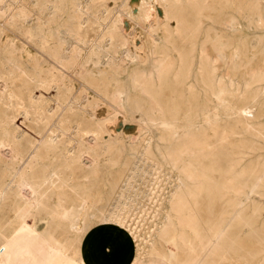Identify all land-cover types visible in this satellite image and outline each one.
I'll return each mask as SVG.
<instances>
[{
  "label": "rangeland",
  "instance_id": "1",
  "mask_svg": "<svg viewBox=\"0 0 264 264\" xmlns=\"http://www.w3.org/2000/svg\"><path fill=\"white\" fill-rule=\"evenodd\" d=\"M252 2L0 0V223H18L1 249L17 237L47 264H264V13ZM34 149L31 199L9 182ZM169 210L175 226L220 218L226 245L177 256L178 238L159 237Z\"/></svg>",
  "mask_w": 264,
  "mask_h": 264
},
{
  "label": "bare ground",
  "instance_id": "2",
  "mask_svg": "<svg viewBox=\"0 0 264 264\" xmlns=\"http://www.w3.org/2000/svg\"><path fill=\"white\" fill-rule=\"evenodd\" d=\"M90 1V0H88ZM228 1H233L235 2V0H228ZM156 4L160 5V0H155ZM88 3V2H87ZM261 4L262 2L260 0H256V2H252L250 3V5H248L247 7V12L249 14H257V15H261L264 13V10L261 8ZM245 10V9H244ZM206 13V12H205ZM225 18V21H232V20H235V17L234 16H228V17H224ZM155 19V18H154ZM152 19V20H154ZM262 19V18H261ZM154 22V21H153ZM154 24V23H153ZM152 26V25H150ZM155 36V35H154ZM98 46V45H97ZM72 57V56H71ZM162 60V59H161ZM63 61V60H62ZM162 70V69H161ZM35 80V79H34ZM5 86V85H4ZM94 86V85H93ZM8 88V87H7ZM145 90V88H144ZM104 92V91H103ZM107 94V93H106ZM105 94V96H106ZM231 95V94H230ZM116 98V97H115ZM120 98V97H119ZM243 98V97H242ZM114 102H116V100H113ZM121 101V99H120ZM225 102V101H224ZM121 105V103H120ZM158 121V118L157 117H153V116H149V122H151L152 124H154L155 122ZM162 122H165V121H162ZM157 124V123H156ZM189 124V123H188ZM56 125V123H55ZM58 125V124H57ZM169 126V125H168ZM193 126V125H192ZM77 127V126H76ZM165 127V126H164ZM174 128H177V127H174ZM169 129V128H168ZM178 130V129H177ZM73 132L76 134L77 133V130H73ZM8 133V132H7ZM225 134V133H224ZM20 135V134H19ZM21 136V135H20ZM7 137V136H6ZM45 137V136H44ZM164 138V137H163ZM165 139V138H164ZM19 140V139H18ZM40 140V139H39ZM58 142H61V138L56 134L54 136H51L49 142L46 144L47 148H51V149H56L59 147V143ZM4 146V145H3ZM2 147V146H1ZM0 147V149H1ZM4 148V147H3ZM15 148V147H14ZM37 148V147H36ZM7 149V148H6ZM5 149V150H6ZM10 149V148H9ZM8 149V150H9ZM13 149V148H12ZM74 147L71 149L73 150ZM70 150V152H71ZM181 150V149H180ZM3 151V150H1ZM35 149L34 151H31L30 153H28V155L26 156H23L21 157L19 160V163H16V167L14 168V170L11 172L12 174V177L10 179V182L11 184H15V186H17V188H19L21 190V192L24 193V195H27L28 198H34V188H33V182H34V178L30 172L28 170H23V167L24 166H28L27 165V162L30 161L31 157L33 155H36L35 153ZM165 151V150H164ZM18 152V151H17ZM110 152V151H109ZM13 153V157L16 156V153L12 152ZM86 151L84 150H81L80 153L77 155V160L76 161H84L83 158H87L86 155H85ZM108 153V152H107ZM166 153V152H165ZM6 154V153H5ZM170 154V153H169ZM181 154V153H180ZM195 155V153H194ZM196 156V155H195ZM8 157V156H7ZM165 157V156H164ZM168 157V156H167ZM166 157V158H167ZM194 157V156H192ZM10 158H11V155H10ZM93 158V157H92ZM15 159V158H14ZM103 160H106L105 157L102 158ZM173 159V158H171ZM90 160V159H88ZM86 160V161H88ZM94 160V158H93ZM195 160V159H194ZM91 161V160H90ZM92 162V161H91ZM179 162V161H178ZM177 162V163H178ZM199 162V161H198ZM202 162V160H201ZM83 163V162H82ZM194 165V164H193ZM105 166V165H104ZM196 166V165H195ZM87 167V166H86ZM106 167V166H105ZM134 168V167H133ZM248 170V169H247ZM182 171V170H180ZM104 174H107V172H105ZM103 174V175H104ZM101 175H99V171L95 170L93 172V178L97 179L99 178ZM199 177V176H198ZM213 177V176H212ZM48 179V178H47ZM125 181V180H124ZM238 185V184H237ZM14 186V185H13ZM13 186H12V189H13ZM225 186V185H224ZM199 188V187H198ZM89 190V189H88ZM28 191V193H27ZM82 193H86L85 190H83ZM237 194V193H236ZM91 198L90 194H88V199ZM231 202V201H230ZM217 203V202H216ZM218 204V203H217ZM21 207V206H20ZM19 207V208H20ZM172 207L174 208V210H177V211H180L183 213V215L186 213V208H185V205L180 203V200L179 201H176L174 202V204L172 205ZM226 207V205H225ZM18 208V209H19ZM254 209V208H253ZM26 211L27 212H30L31 210L28 209V208H24L23 210H21V213H20V217H25L26 216ZM171 211L169 210V213L167 214L166 218H167V223H168V226L164 227L163 229H161L160 231V236L159 237H164L165 239L167 240H170L172 241L171 239H176L178 238V240L181 242V244L183 245L182 247L184 248V250L182 249H177L176 251V255L177 256H181V257H197V258H203L204 257V243H206V249H205V253L206 254H210V255H217L221 252V250H219L218 246L219 247H223L225 244V240H222L221 239V236H222V231L219 230L218 226L216 225L219 221L220 218H218L217 222L215 224L211 223V224H207L204 222V220H202V217L201 216H190V217H186V218H183V216L181 218L178 219L179 221V225L178 226H175L176 224H173L172 222V214L170 213ZM246 212V211H245ZM197 214V213H196ZM261 215V214H260ZM45 217V216H44ZM62 217V216H61ZM227 215L225 217V220L227 219ZM57 219V218H55ZM64 219V218H63ZM235 222V221H234ZM17 223V220L16 219H13L12 223L9 224L8 226H5L4 223H0V245H1V237H4L6 234H10V230L9 228L13 225V224H16ZM238 224V221L236 222ZM18 224V223H17ZM40 224V223H39ZM38 224V225H39ZM227 225V224H226ZM105 231V230H104ZM34 232V231H33ZM252 233V232H251ZM107 234V232H106ZM192 236V237H191ZM158 237V238H159ZM97 238H99L97 236ZM105 238V237H104ZM193 238V239H192ZM174 239V240H175ZM192 239V240H191ZM158 240V239H156ZM174 240L172 241L173 244L174 243ZM239 240V239H238ZM97 241V240H96ZM168 241V242H170ZM240 241V240H239ZM157 242V241H156ZM160 242V241H159ZM167 242V243H168ZM177 243V242H176ZM237 244V242H235ZM171 244V243H170ZM246 244V243H245ZM157 245V244H156ZM172 245V244H171ZM174 246V245H172ZM171 246V247H172ZM247 246V245H246ZM237 247V246H236ZM156 248V247H155ZM175 247H173L174 249ZM224 248V247H223ZM172 249V248H171ZM172 249V250H173ZM1 247H0V254H1ZM224 250V249H222ZM225 251V250H224ZM228 253H234V254H240L241 252V249L240 251L236 250V249H228L227 250ZM226 251V252H227ZM150 253V252H149ZM152 253V252H151ZM261 254L264 253V248L262 249L261 248V251L259 252ZM90 254V253H89ZM174 254H175V251H174ZM261 254H258V255H261ZM221 255V254H220ZM257 255V254H256ZM253 256V255H252ZM255 257V256H254ZM262 257V256H261ZM260 257V258H261ZM259 258V259H260ZM1 264V263H0ZM81 264V263H80ZM191 264H204V261L203 260H197V261H194L193 263Z\"/></svg>",
  "mask_w": 264,
  "mask_h": 264
},
{
  "label": "crops",
  "instance_id": "3",
  "mask_svg": "<svg viewBox=\"0 0 264 264\" xmlns=\"http://www.w3.org/2000/svg\"><path fill=\"white\" fill-rule=\"evenodd\" d=\"M20 238L12 237L6 244L3 246L0 254V263L1 264H47L48 256L45 253L44 255H33L25 253V246L22 245L23 242ZM134 264H151L146 261H137Z\"/></svg>",
  "mask_w": 264,
  "mask_h": 264
}]
</instances>
